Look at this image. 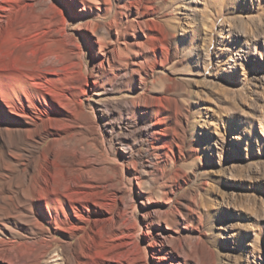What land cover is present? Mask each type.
I'll return each mask as SVG.
<instances>
[{
    "label": "rangeland",
    "instance_id": "rangeland-1",
    "mask_svg": "<svg viewBox=\"0 0 264 264\" xmlns=\"http://www.w3.org/2000/svg\"><path fill=\"white\" fill-rule=\"evenodd\" d=\"M147 1L0 0V264H264V0Z\"/></svg>",
    "mask_w": 264,
    "mask_h": 264
},
{
    "label": "bare ground",
    "instance_id": "bare-ground-1",
    "mask_svg": "<svg viewBox=\"0 0 264 264\" xmlns=\"http://www.w3.org/2000/svg\"><path fill=\"white\" fill-rule=\"evenodd\" d=\"M142 1L143 0H127L126 4H121L119 8L127 14L129 12L131 13L130 8L134 7L135 5L137 6V14L139 15L141 14V12H138L140 9L139 6H141ZM148 1L153 4L156 0ZM163 1L165 2L166 0ZM142 23L144 26L147 25L145 21ZM121 25L122 22H119L117 28H119V26L121 27ZM13 54L14 53L12 51H9V53L5 54L0 46V127L2 128L1 130L7 133V135L14 132H20L22 135H26V133L29 131V127L26 125V123H28L27 118L29 117V114H27V109H30L31 106H27L20 96L14 97L12 94H10L11 89H13L17 84L18 77L23 74L22 71H19L18 64H16ZM17 117H20L22 120L17 119ZM23 176L24 190L22 192L13 191V195L3 197L2 202L5 204L10 203V208L12 210L18 213H25L33 220L35 218L34 209L37 203L40 202L38 197L44 199L48 195L47 191L41 186V184L38 183L37 185L32 186L30 177L27 175ZM46 201L48 200L46 199ZM45 220L49 224L52 223L50 220Z\"/></svg>",
    "mask_w": 264,
    "mask_h": 264
}]
</instances>
